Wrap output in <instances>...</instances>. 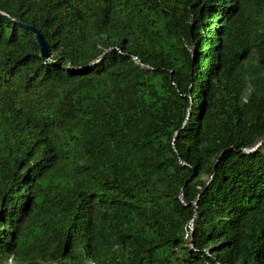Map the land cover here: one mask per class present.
Returning a JSON list of instances; mask_svg holds the SVG:
<instances>
[{"label": "trees", "instance_id": "trees-1", "mask_svg": "<svg viewBox=\"0 0 264 264\" xmlns=\"http://www.w3.org/2000/svg\"><path fill=\"white\" fill-rule=\"evenodd\" d=\"M263 140L264 0H0V264H264Z\"/></svg>", "mask_w": 264, "mask_h": 264}, {"label": "water", "instance_id": "water-1", "mask_svg": "<svg viewBox=\"0 0 264 264\" xmlns=\"http://www.w3.org/2000/svg\"><path fill=\"white\" fill-rule=\"evenodd\" d=\"M20 25H22L24 28L32 31L34 33V35L37 38L38 44L40 46V50H41V54L43 59L48 60V61H52L51 57H52V53L50 50V46L48 44V42L46 41L44 35L34 26H28L26 24L20 23ZM264 145V140L261 141L259 144H257L253 149L247 150V153H252V152H256L257 150H259L262 146ZM196 215L198 213V203L196 202ZM194 220L191 222V224L193 225Z\"/></svg>", "mask_w": 264, "mask_h": 264}, {"label": "built area", "instance_id": "built-area-1", "mask_svg": "<svg viewBox=\"0 0 264 264\" xmlns=\"http://www.w3.org/2000/svg\"><path fill=\"white\" fill-rule=\"evenodd\" d=\"M192 234H193V225L190 224L189 227L186 230V234H185L186 239L191 240L192 239Z\"/></svg>", "mask_w": 264, "mask_h": 264}, {"label": "rangeland", "instance_id": "rangeland-1", "mask_svg": "<svg viewBox=\"0 0 264 264\" xmlns=\"http://www.w3.org/2000/svg\"><path fill=\"white\" fill-rule=\"evenodd\" d=\"M263 148H264V145H263ZM8 264H12L11 262H9Z\"/></svg>", "mask_w": 264, "mask_h": 264}]
</instances>
